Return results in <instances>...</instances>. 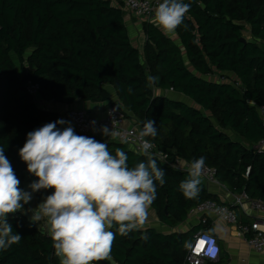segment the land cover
I'll return each mask as SVG.
<instances>
[{"label":"trees","instance_id":"obj_1","mask_svg":"<svg viewBox=\"0 0 264 264\" xmlns=\"http://www.w3.org/2000/svg\"><path fill=\"white\" fill-rule=\"evenodd\" d=\"M184 2L191 7L176 37L146 21L142 50L132 42L122 0H0V147L22 190L28 171L18 153L27 133L62 119L29 94L26 85L33 81L40 85V100L54 106L83 100L109 107L116 103L111 85L141 129L145 120L155 121L157 135L149 138L169 160L204 157L231 192L264 200V148H253L264 139V0ZM148 76L155 80L149 83ZM152 85L183 94L193 104L156 95ZM100 142L113 155L122 149L130 168L147 159L123 143ZM154 158L165 170L166 182L156 183L151 205L162 222L175 227L201 203L219 202L202 182L198 196L186 198L179 185L188 172ZM7 218L22 239L0 250V264H60L47 230L24 215ZM198 229L147 228L121 236L114 225L106 262L190 264Z\"/></svg>","mask_w":264,"mask_h":264},{"label":"clouds","instance_id":"obj_2","mask_svg":"<svg viewBox=\"0 0 264 264\" xmlns=\"http://www.w3.org/2000/svg\"><path fill=\"white\" fill-rule=\"evenodd\" d=\"M190 7L184 0H162L155 8L154 23L165 35L174 33ZM147 80L152 83L155 77L148 76ZM92 123L95 125V121ZM58 124L67 126L58 128ZM100 131L109 138L120 135L113 127L101 126ZM156 135L155 121L145 120L138 138L147 159L130 168L122 149L117 148L113 155L107 143L76 134L68 121L46 123L27 133L18 153L28 173L37 178L28 185L31 191L19 187L20 181L4 154V147H0V250L22 239L13 232L8 214L23 212L32 193L54 189L35 208L37 212L27 211L32 212V224L47 219L60 264L107 260L116 237L110 229L117 226L121 236L141 229L156 199V183L163 186L166 182L165 170L149 154L151 144L145 140ZM204 167V157L191 162L188 178L179 185L186 198L198 196Z\"/></svg>","mask_w":264,"mask_h":264},{"label":"built area","instance_id":"obj_3","mask_svg":"<svg viewBox=\"0 0 264 264\" xmlns=\"http://www.w3.org/2000/svg\"><path fill=\"white\" fill-rule=\"evenodd\" d=\"M124 7L132 13V15L141 21H153L154 11L156 6L162 0H122ZM27 90L29 94L37 101L42 107L53 108L51 102H42L40 100V85L33 81H28ZM62 119L71 123L78 135L92 137L95 140H103L105 142H120L125 144L128 149L142 154L141 141L138 138L139 125L126 126L128 120L127 112L119 102L109 106L103 116H97L85 109L71 108L61 114ZM95 121V125H93ZM101 126H107L109 129L113 127L120 135L115 138H109L102 135ZM95 127V131L93 130ZM145 140L151 144L149 154L157 157L163 163L180 170L188 172L191 162L184 160L180 157H175L169 160L170 155L164 151H160L156 144L149 138ZM123 141V142H122ZM255 149L264 148V139L258 144L254 145ZM216 169L205 165L200 181L205 185L216 183ZM241 207L244 211L251 210L254 214V219L249 224H241L240 235L244 237L250 247H252L258 254L264 257V200L252 198L245 192L240 193L239 198L234 203V207ZM227 204H222L214 200H207L190 211L189 217H199V224H208L209 215H214L221 218L230 225H239V215L237 210ZM200 240L205 241L200 251H197V245ZM214 249L215 254L209 252V249ZM221 256V248L218 238L205 230H199L194 235V243L188 254V262L190 264H206L219 260Z\"/></svg>","mask_w":264,"mask_h":264},{"label":"crops","instance_id":"obj_4","mask_svg":"<svg viewBox=\"0 0 264 264\" xmlns=\"http://www.w3.org/2000/svg\"><path fill=\"white\" fill-rule=\"evenodd\" d=\"M125 8V7H124ZM126 23L130 32V36L132 39V42L136 44L140 49L143 50L145 41H146V32L144 30V22L146 21H141L137 18H135L131 12H129L126 8ZM154 23L153 21H149ZM155 24V23H154ZM156 25V24H155ZM172 37H176V33H170ZM248 39H251V37H248ZM110 96L113 101L119 102L118 96L116 94V91L114 87L111 85L107 86ZM154 94L156 95H165L169 97H175L177 99H180L188 104H193V101L190 100L188 97L184 96L183 94L180 93H174L169 90H163L160 88H157L155 86L152 87ZM71 108H81L85 109L91 113L96 114L97 116H103L108 108L106 102H86L83 100H77L74 104L71 105H56L53 106V109L60 113V116L63 112L67 111L68 109ZM62 118V116H61ZM214 121V119H213ZM215 122V121H214ZM138 125L137 121L133 117L132 114H129L128 120L126 122V126H131V125ZM67 126V125H65ZM72 126V125H71ZM73 127V126H72ZM74 128V127H73ZM75 131V129H74ZM76 133V131H75ZM77 134V133H76ZM233 133H231L232 135ZM233 137H237L236 135L233 134ZM29 177L30 182L32 183L33 180H36L37 178L30 174L26 173V177ZM26 179V178H25ZM204 184V183H203ZM205 185V184H204ZM206 188L212 192L218 195L219 197V203L222 204H227L230 205L231 207H234V203L237 201L239 198L240 194L239 193H234L231 192L229 189H227L226 186L222 185L220 182L216 183H211L208 185H205ZM31 190V189H30ZM24 191H25V181H24ZM45 190H40L36 193V200L35 202H38V205L41 203L40 197L41 193H43ZM30 202L26 205H24V211L23 212H16L13 213V215H24L27 216L26 212L30 207ZM239 215L240 221L239 225H230L226 223L224 220L221 218H218L214 215H209L208 217V224H199V217L192 216L189 217L188 220L184 223H180L175 227H171L164 222H162L156 212V210L150 206L148 209V216L147 219L150 215L151 220H146L145 225L141 229H147V228H155L160 232L164 233H170L172 231H180V232H185L193 227H198L199 230H205L208 231L209 233L213 234L218 238L219 245L221 248V256L219 260L213 261L215 263H222V264H264V257L260 254H258L252 247L249 246L247 241L244 239L243 236L240 235V225L241 224H249L253 221L254 219V214L251 210L244 211L243 208L241 207H234ZM38 211V210H37ZM33 212V210H32ZM29 218V217H28ZM30 219V218H29ZM40 222H42L44 225L40 226ZM38 228L45 229L49 232V228L47 226L46 218L38 221V223L35 224Z\"/></svg>","mask_w":264,"mask_h":264},{"label":"rangeland","instance_id":"obj_5","mask_svg":"<svg viewBox=\"0 0 264 264\" xmlns=\"http://www.w3.org/2000/svg\"><path fill=\"white\" fill-rule=\"evenodd\" d=\"M244 35L248 38V37H251V34H250V32H249V30H247V31H245L244 32ZM261 45L262 46H264V44L263 43H261ZM27 70H29V67H27ZM25 72H23V74H24ZM216 79V78H215ZM152 87H153V85H152ZM215 121V120H214ZM216 122V121H215ZM33 181H35V180H33ZM31 182H30V179H29V177L27 176L26 177V179H25V191H31L30 190V188L28 187V185L30 184ZM54 191V189H47V190H45V191H43V193H41L40 195H41V197H40V200H41V202H42V200L47 196V195H50L52 192ZM35 200H36V193H32V199H31V201H30V207H29V209H32L33 210V212H37V209H35V208H37V206H38V202H35ZM26 214L28 215V217L30 218V215L32 214V212H26ZM147 220H151L150 219V215H149V217H148V219ZM46 222H47V219H46ZM38 223V222H37ZM41 225H44L42 222H40V226ZM47 226H48V228H49V225H48V223H47ZM112 261V263L113 264H115V262L113 261V260H111ZM93 264H96V263H93Z\"/></svg>","mask_w":264,"mask_h":264},{"label":"snow or ice","instance_id":"obj_6","mask_svg":"<svg viewBox=\"0 0 264 264\" xmlns=\"http://www.w3.org/2000/svg\"><path fill=\"white\" fill-rule=\"evenodd\" d=\"M205 244V241H203V240H200L199 242H198V245H197V251H200L201 250V248H202V246ZM209 252L210 253H212L213 255L215 254V250L214 249H209Z\"/></svg>","mask_w":264,"mask_h":264},{"label":"water","instance_id":"obj_7","mask_svg":"<svg viewBox=\"0 0 264 264\" xmlns=\"http://www.w3.org/2000/svg\"><path fill=\"white\" fill-rule=\"evenodd\" d=\"M244 40H246V39H244ZM9 215H10V216H12V215H13V213H10ZM99 262H101L102 264H107L106 260L99 261Z\"/></svg>","mask_w":264,"mask_h":264}]
</instances>
